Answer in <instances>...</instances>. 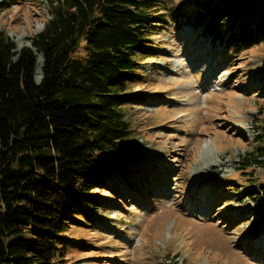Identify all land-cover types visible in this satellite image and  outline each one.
Segmentation results:
<instances>
[{"label": "rangeland", "instance_id": "374dc122", "mask_svg": "<svg viewBox=\"0 0 264 264\" xmlns=\"http://www.w3.org/2000/svg\"><path fill=\"white\" fill-rule=\"evenodd\" d=\"M201 1H154L124 108L141 174L94 192L63 263L264 264V42L213 40L194 18ZM47 4L0 0V33L30 45Z\"/></svg>", "mask_w": 264, "mask_h": 264}, {"label": "trees", "instance_id": "16d2710c", "mask_svg": "<svg viewBox=\"0 0 264 264\" xmlns=\"http://www.w3.org/2000/svg\"><path fill=\"white\" fill-rule=\"evenodd\" d=\"M154 1L48 0L31 46L0 33V264H67L66 233L96 214L94 192L110 174L140 176L124 108ZM201 3L213 40L264 42V0Z\"/></svg>", "mask_w": 264, "mask_h": 264}, {"label": "bare ground", "instance_id": "6f19581e", "mask_svg": "<svg viewBox=\"0 0 264 264\" xmlns=\"http://www.w3.org/2000/svg\"><path fill=\"white\" fill-rule=\"evenodd\" d=\"M41 59V58H40ZM42 60V59H41ZM41 62V61H40ZM39 72L41 71L40 67L38 66ZM41 73V72H40ZM210 146V145H209ZM217 154V153H216ZM220 161V160H219ZM254 247V246H253ZM258 248V247H257Z\"/></svg>", "mask_w": 264, "mask_h": 264}, {"label": "water", "instance_id": "95a60500", "mask_svg": "<svg viewBox=\"0 0 264 264\" xmlns=\"http://www.w3.org/2000/svg\"><path fill=\"white\" fill-rule=\"evenodd\" d=\"M28 46H30V45H28Z\"/></svg>", "mask_w": 264, "mask_h": 264}]
</instances>
